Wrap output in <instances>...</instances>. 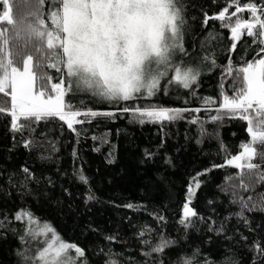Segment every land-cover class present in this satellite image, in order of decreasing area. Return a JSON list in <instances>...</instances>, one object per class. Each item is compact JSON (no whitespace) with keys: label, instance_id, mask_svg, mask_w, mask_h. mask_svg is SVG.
<instances>
[{"label":"trees","instance_id":"1","mask_svg":"<svg viewBox=\"0 0 264 264\" xmlns=\"http://www.w3.org/2000/svg\"><path fill=\"white\" fill-rule=\"evenodd\" d=\"M248 2L264 6V0H239L241 6ZM9 3L14 20L33 18V0ZM181 3L187 55L179 52L180 60L200 69L191 88L162 80L166 90L119 103L69 94L65 99L81 111L114 113L80 117L89 122L75 125L76 132L58 118L34 121L33 130L16 132L10 117L0 114V264H28L25 257L35 254L37 244L26 234V220L15 219L20 210L83 249L78 264H264L259 251L264 248V166L248 170L227 165L241 151V142L249 140L246 123L211 119L217 115L222 89L232 94L227 66L236 68L258 53L264 56V45L247 35L234 41L225 22L209 19L226 5L229 14L236 11L231 0ZM238 15L251 19L249 12ZM0 28L12 36V26L3 23ZM10 46L17 63L27 54L39 60L35 48H25L23 40ZM36 71L47 72L53 82L59 75L43 61ZM205 98L216 104H206ZM8 100L0 94V101ZM125 107L180 109L182 118L141 123ZM190 189V207L197 216L182 223ZM90 194L93 199H88ZM161 238L170 242L161 252L144 243L155 245Z\"/></svg>","mask_w":264,"mask_h":264},{"label":"snow or ice","instance_id":"2","mask_svg":"<svg viewBox=\"0 0 264 264\" xmlns=\"http://www.w3.org/2000/svg\"><path fill=\"white\" fill-rule=\"evenodd\" d=\"M33 3V18L17 21L9 0H0V23L12 26L13 32L9 37L6 30L0 28V94L10 97L8 101H0V114L10 117L13 131L33 130L34 121L58 118L76 132L75 125L89 122L80 117L114 115L81 111L65 99L69 94L119 103L166 90L161 88L162 80L185 89L198 81L199 66L176 59L178 52L187 55L182 42L186 19L181 0H33ZM45 6L46 12L42 11ZM231 6L236 11L229 14L226 5L209 19L225 22L223 26L230 28L234 41L247 35L256 37L264 45V6L250 2L241 6L239 0H231ZM243 12H249L251 19L238 15ZM13 40H23L25 48L32 45L39 60L34 62V56L27 54L17 63L10 46ZM235 47L233 44L231 50ZM260 52L264 53V47ZM257 56L236 68L231 64L227 66V75L232 77L229 86L232 94L222 89L221 102L215 109L217 115L211 117L213 121L228 117L246 123L249 140L242 141L239 154L227 160V165L238 169L264 166V56L259 53ZM40 61L44 62V67L59 73L55 82L47 72L38 74ZM211 63L214 65L215 61ZM4 103L9 106L5 108ZM205 103L213 105L216 100L205 98ZM123 110L132 111L141 123L163 124L182 118L180 109L125 107ZM257 157L258 163H253ZM23 171L30 176L28 169ZM261 178L264 179V175ZM80 179L87 183L86 177ZM199 187L197 182L195 188ZM191 195H194L193 189L183 206L182 223L197 216L190 207ZM93 198L91 194L88 196V199ZM15 219L26 220V234L37 244L35 254L25 257L28 264H78L79 258L85 256L78 245L65 242L55 229L41 224L27 210H20ZM20 238L28 242L24 236ZM144 243L151 246V251L161 252L170 242L161 238L155 245L150 240ZM259 251L264 254V248ZM18 255L24 256V253ZM186 264H191V260Z\"/></svg>","mask_w":264,"mask_h":264},{"label":"rangeland","instance_id":"3","mask_svg":"<svg viewBox=\"0 0 264 264\" xmlns=\"http://www.w3.org/2000/svg\"><path fill=\"white\" fill-rule=\"evenodd\" d=\"M176 59H177V60H180L179 52H178L177 55H176Z\"/></svg>","mask_w":264,"mask_h":264},{"label":"water","instance_id":"4","mask_svg":"<svg viewBox=\"0 0 264 264\" xmlns=\"http://www.w3.org/2000/svg\"><path fill=\"white\" fill-rule=\"evenodd\" d=\"M232 18H234V16H233ZM2 24H3V23H0V26H1Z\"/></svg>","mask_w":264,"mask_h":264}]
</instances>
